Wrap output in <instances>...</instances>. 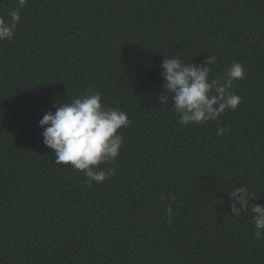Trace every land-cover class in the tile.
I'll use <instances>...</instances> for the list:
<instances>
[{
    "label": "trees",
    "instance_id": "obj_1",
    "mask_svg": "<svg viewBox=\"0 0 264 264\" xmlns=\"http://www.w3.org/2000/svg\"><path fill=\"white\" fill-rule=\"evenodd\" d=\"M16 6L0 0V18ZM20 15L0 41V264H264L228 195L246 186L264 205V0H27ZM210 55V78L244 66L241 104L183 127L157 99L162 61ZM97 91L131 125L99 166L116 175L89 187L55 165L39 121Z\"/></svg>",
    "mask_w": 264,
    "mask_h": 264
},
{
    "label": "clouds",
    "instance_id": "obj_2",
    "mask_svg": "<svg viewBox=\"0 0 264 264\" xmlns=\"http://www.w3.org/2000/svg\"><path fill=\"white\" fill-rule=\"evenodd\" d=\"M27 0H17V6L8 13V18H0V41L11 40L21 19L20 9ZM217 62L215 55L202 65L184 63L176 56L165 57L162 61L163 88L157 99L164 109L172 104L171 111L179 116L178 124L203 125L217 121L226 110L236 111L241 97L232 89L238 81L246 78L247 72L241 63L233 62L223 77L210 78L211 68ZM71 103L57 106L55 112H47L39 121L43 130L44 145L53 150L55 165L70 166L83 172L89 187L93 183L102 184L116 175L114 168L102 169L101 164H114L123 144V135L118 130L131 125L126 112L118 107H105L100 92H89L70 98ZM227 128H218L217 136H223ZM246 186L235 188L228 195L231 213L240 216L249 209L256 240L264 239V205L253 203L255 192ZM169 199H175L169 194ZM161 199H165L162 195ZM168 223L173 222V210L165 209Z\"/></svg>",
    "mask_w": 264,
    "mask_h": 264
}]
</instances>
